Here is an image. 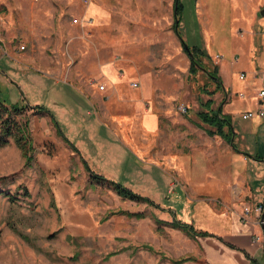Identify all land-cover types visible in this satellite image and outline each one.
<instances>
[{
  "label": "rangeland",
  "instance_id": "1",
  "mask_svg": "<svg viewBox=\"0 0 264 264\" xmlns=\"http://www.w3.org/2000/svg\"><path fill=\"white\" fill-rule=\"evenodd\" d=\"M181 1V21L174 28L177 0H0V60L4 52H10L27 61L26 65L45 64L50 71L63 67L62 74L74 78L79 71L87 79L102 64L108 76L129 75L130 85L143 88V101L155 112H187L197 117L207 100L216 108L226 99L208 70L224 59L222 38L231 35L232 27L226 15L229 10L222 21V5L217 0L211 2V23L201 18L200 24L191 1ZM259 3L260 13L264 0ZM204 25L212 29L211 51L201 41ZM183 42L188 49L199 44L209 56L202 58L203 66L195 73L189 72L191 57L183 50ZM3 69L0 83L6 76ZM104 87L99 85L101 90ZM22 94L16 87L0 84V99L5 103ZM261 110L255 114L263 117ZM48 116L29 108L17 116L27 122L30 135L41 132L48 137L44 153L32 148L30 167H24L22 151L11 138L0 148V264H173L182 257L192 259L181 264H206L195 239L164 225L157 230L155 218L164 220L160 216L164 213L118 197L106 186L87 185V175L73 164L69 173L62 169L61 153L50 140L55 128ZM140 127L128 126L138 137L135 144L126 138L134 148L143 147ZM36 158L43 161L36 163ZM67 184H75L74 193ZM56 189H61V197ZM259 206L264 217V204L255 210ZM245 208L251 211L242 206L240 213ZM128 213H143L144 217L137 219Z\"/></svg>",
  "mask_w": 264,
  "mask_h": 264
},
{
  "label": "crops",
  "instance_id": "2",
  "mask_svg": "<svg viewBox=\"0 0 264 264\" xmlns=\"http://www.w3.org/2000/svg\"><path fill=\"white\" fill-rule=\"evenodd\" d=\"M190 1L198 24L201 18L211 23L212 0ZM217 1L222 15L229 10L226 15L232 27L231 35L222 38L224 59L218 66L226 96L221 113L231 117L232 142L207 134L199 119L186 111L183 115L155 112L144 103L143 88L130 85L129 75L108 76L102 64L88 79L79 71L73 78L62 74L63 67L50 71L45 64L26 65L27 61L4 52L0 69L4 68L6 76L1 83L23 92L18 99L22 103L17 98H8L6 103L43 106L55 118L68 140L53 129L50 140L61 153L62 169L68 172L73 164L87 175L89 185L86 163L93 173L149 198L159 208L144 204L164 213L160 215L164 220L176 218L220 236L223 240L195 238L206 264H264V223L255 210L264 204V116L255 114L264 110V97L258 96L264 89V14L258 12L259 0ZM221 18L226 20L225 14ZM211 30L205 26V37H201L209 51ZM99 85L105 87L101 90ZM250 111L253 114L243 118ZM138 124L143 147L134 148L126 138L136 143L138 137L128 126ZM30 138L32 148L44 153L48 137L40 132L29 134L31 142ZM67 187L74 193L75 184ZM56 194L61 197V189ZM242 206L251 211L240 213Z\"/></svg>",
  "mask_w": 264,
  "mask_h": 264
},
{
  "label": "trees",
  "instance_id": "3",
  "mask_svg": "<svg viewBox=\"0 0 264 264\" xmlns=\"http://www.w3.org/2000/svg\"><path fill=\"white\" fill-rule=\"evenodd\" d=\"M184 9V4L181 0H177L176 8H175V20L173 23V27L177 28L178 23L181 21L182 12ZM186 44L183 42L182 47L185 49ZM188 47V46H187ZM189 51L192 53V58L190 59V68L189 72L195 73L200 67H202V58H208L209 56L200 49V45L195 43L189 47ZM210 77L214 80L216 88L222 89V81L221 77L218 74V65L214 64L211 70H208ZM213 101L211 99L207 100L203 103V109L199 110L196 113L197 118L199 119L201 125L209 135H219L226 142H231V139L234 135L232 128L231 117L228 114L221 113V105L212 108ZM6 104V105H5ZM25 108H29L36 113H46L51 118V123L55 128V132L58 136H60L65 142L68 140L64 137L63 133L60 131V128L52 116V114L43 106L39 105H26V104H18V103H5L4 100L0 99V148L6 146L9 143V138H11L16 146L22 151V155L25 158L24 167H30L32 165L33 156H32V146L29 142V132L27 129V122H22L17 116H20L22 111ZM69 144V143H68ZM70 145V144H69ZM73 147L72 145H70ZM85 167L88 171L89 182L90 184H99L110 188L114 193H116L119 197L123 199H128L136 202L146 203L149 206L159 208L153 201L149 198L141 196L129 188L121 185L118 182L107 179L102 175H98L93 173L85 163ZM27 195L28 193H26ZM15 198V197H14ZM130 216H133L137 219L143 218V213H128ZM155 223L158 225L157 230H161V225L168 226L173 229H177L192 239H195L197 236L205 237L212 236L216 237L220 240H223L220 236L211 234L204 230L196 229L192 224L185 223L180 221L179 219L172 218L170 221L162 220L159 218H155ZM227 246L231 248H235L231 244H227ZM192 259L191 257H182L179 259H174L173 264H181L182 262ZM204 260V259H203ZM205 262V260H204Z\"/></svg>",
  "mask_w": 264,
  "mask_h": 264
},
{
  "label": "built area",
  "instance_id": "4",
  "mask_svg": "<svg viewBox=\"0 0 264 264\" xmlns=\"http://www.w3.org/2000/svg\"><path fill=\"white\" fill-rule=\"evenodd\" d=\"M258 94H259L260 97H264V90H260ZM181 110L184 111L185 108H182ZM259 114H260V115H263V114H264V111L261 110V111L259 112ZM250 115H251V113H247V114L243 115V118H246V117H248V116H250ZM248 210H249L248 208H245V213L249 212ZM261 210H262V209H261L260 206L256 208V211H257L258 213H260ZM260 223H264V217H261V219H260Z\"/></svg>",
  "mask_w": 264,
  "mask_h": 264
},
{
  "label": "water",
  "instance_id": "5",
  "mask_svg": "<svg viewBox=\"0 0 264 264\" xmlns=\"http://www.w3.org/2000/svg\"><path fill=\"white\" fill-rule=\"evenodd\" d=\"M260 13L261 14H264V5L260 8ZM186 47V46H185ZM186 50L188 51V54H189V57H191L192 58V54L189 52V49L186 47ZM201 68V67H200Z\"/></svg>",
  "mask_w": 264,
  "mask_h": 264
}]
</instances>
